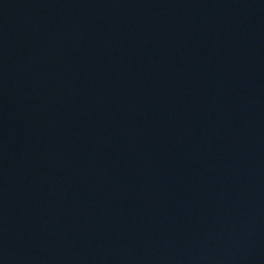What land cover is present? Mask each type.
<instances>
[{"label":"water","instance_id":"1","mask_svg":"<svg viewBox=\"0 0 264 264\" xmlns=\"http://www.w3.org/2000/svg\"><path fill=\"white\" fill-rule=\"evenodd\" d=\"M0 264H264V0H0Z\"/></svg>","mask_w":264,"mask_h":264}]
</instances>
